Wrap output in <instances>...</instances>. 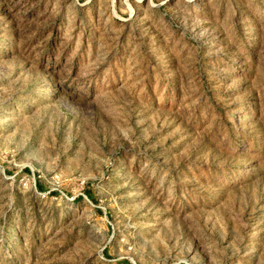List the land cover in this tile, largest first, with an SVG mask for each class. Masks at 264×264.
Wrapping results in <instances>:
<instances>
[{"label":"rangeland","instance_id":"obj_1","mask_svg":"<svg viewBox=\"0 0 264 264\" xmlns=\"http://www.w3.org/2000/svg\"><path fill=\"white\" fill-rule=\"evenodd\" d=\"M0 264H264V0H0Z\"/></svg>","mask_w":264,"mask_h":264}]
</instances>
